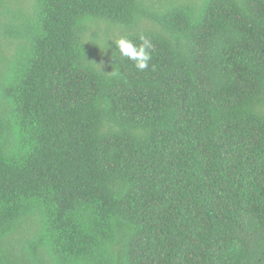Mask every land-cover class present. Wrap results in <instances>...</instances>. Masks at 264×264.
<instances>
[{"label": "trees", "instance_id": "obj_1", "mask_svg": "<svg viewBox=\"0 0 264 264\" xmlns=\"http://www.w3.org/2000/svg\"><path fill=\"white\" fill-rule=\"evenodd\" d=\"M0 264H264V0H0Z\"/></svg>", "mask_w": 264, "mask_h": 264}, {"label": "clouds", "instance_id": "obj_2", "mask_svg": "<svg viewBox=\"0 0 264 264\" xmlns=\"http://www.w3.org/2000/svg\"><path fill=\"white\" fill-rule=\"evenodd\" d=\"M140 40L141 43L136 45L128 39L121 38L116 44L119 54L136 61V68L142 71L148 67V61L151 59L149 49H151L152 45L145 37H140Z\"/></svg>", "mask_w": 264, "mask_h": 264}]
</instances>
